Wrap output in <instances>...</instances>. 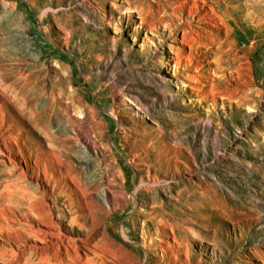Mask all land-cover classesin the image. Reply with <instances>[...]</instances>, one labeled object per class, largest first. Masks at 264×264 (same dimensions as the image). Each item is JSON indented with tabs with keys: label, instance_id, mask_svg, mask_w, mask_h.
<instances>
[{
	"label": "rangeland",
	"instance_id": "1",
	"mask_svg": "<svg viewBox=\"0 0 264 264\" xmlns=\"http://www.w3.org/2000/svg\"><path fill=\"white\" fill-rule=\"evenodd\" d=\"M233 4L241 86L216 48L199 72L170 59L183 33L142 27L128 0H0V264L77 257L3 205L26 166L17 140L39 170L88 186L64 179L56 200L65 235L93 236V264H264V33L249 0ZM213 77L231 92L209 96Z\"/></svg>",
	"mask_w": 264,
	"mask_h": 264
},
{
	"label": "bare ground",
	"instance_id": "2",
	"mask_svg": "<svg viewBox=\"0 0 264 264\" xmlns=\"http://www.w3.org/2000/svg\"><path fill=\"white\" fill-rule=\"evenodd\" d=\"M103 3L106 0H99ZM130 5L139 8L140 25L142 27H149L151 29L160 28L162 25H172L175 32H182L183 47L180 50L175 51L174 55L170 58L177 64L185 62L187 65H191L193 69L198 72L201 71L206 65L211 64L209 60V51L212 48L222 51V61L226 62L223 67L224 70L230 69L231 75L237 81L239 86L242 85L240 80V72L237 68L236 53L237 42L239 39V21L238 17L242 15V9L239 4H233V0H128ZM250 4L255 7L250 11L253 13L248 25L253 24L257 29L261 28L264 33V16L262 15L261 8L259 7L258 0H249ZM235 33V40L231 35ZM225 36L226 39L223 40ZM229 40V44L227 43ZM229 45V48L224 49V46ZM223 47V50H222ZM226 56V57H225ZM253 82L255 85H259L262 80L260 73L257 72V76H254ZM192 78L199 79L192 75ZM213 88L209 89V96L216 94V90H224V92H231V88L226 85L225 89L221 86V83L217 82V78H214ZM202 86V84H200ZM199 88H201L198 85ZM4 135L0 131V137L4 138ZM19 151H15L16 155H20V161L26 164L25 168H22L18 174L20 180L19 191L17 194L9 195L7 201H4V206L13 205L16 206V210L19 208H25L20 210L21 214L18 218L19 224H26L29 227V232L36 236L37 240L42 243H47L48 237H51L57 241V246L61 243L65 244V249L71 252V248L77 254L75 264H93L94 257L97 256L101 260L103 254L96 251L93 247L94 240L92 235H81L75 239L71 236L65 235L62 232V224L59 219L66 218L60 204L56 200L62 197L57 190L62 187V181L72 180L76 181L80 191L88 190L85 182L72 176L67 171L61 170L60 173H50V169L45 164L42 169L39 170L38 158L31 153L28 157L21 149L19 141H16ZM2 146L0 150L2 151ZM23 159V160H22ZM11 161L10 172L16 168V164ZM28 160H31L28 163ZM5 165L4 173L8 171V166ZM33 178L34 183L29 178ZM110 190L111 182L107 180L106 184ZM39 190V191H38ZM38 191V192H37ZM111 192L115 195V190L111 189ZM38 195L45 197L50 195L53 200V204L44 203L38 199ZM74 192L68 190L66 193V201L63 203L64 207L70 208V203L73 202ZM28 202V204L25 203ZM115 206V205H114ZM55 209H58V217L54 213ZM11 211V210H10ZM14 212V211H11ZM9 218L13 219L12 216ZM80 219L73 217L70 221L71 225L78 224L83 230L88 229L83 223H79ZM80 236V235H79ZM68 247H67V244ZM169 246L174 244L168 243ZM145 248L149 246L144 243ZM166 252V251H165ZM167 253V252H166ZM93 255V256H91ZM103 264V261L101 262Z\"/></svg>",
	"mask_w": 264,
	"mask_h": 264
}]
</instances>
